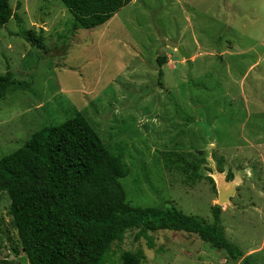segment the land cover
<instances>
[{
	"label": "rangeland",
	"instance_id": "rangeland-1",
	"mask_svg": "<svg viewBox=\"0 0 264 264\" xmlns=\"http://www.w3.org/2000/svg\"><path fill=\"white\" fill-rule=\"evenodd\" d=\"M9 5L0 75L31 91L14 88L0 102V159L80 113L122 157L120 184L131 206H174L211 224L218 190H233L220 219L240 259L193 234H150L149 249L129 231L106 264H120L126 251L141 252L144 264H264V0H130L94 30H72L59 0ZM22 32L41 35L44 48ZM167 152L182 155L201 180L166 169ZM9 205L0 193V261L28 264L13 251L19 241Z\"/></svg>",
	"mask_w": 264,
	"mask_h": 264
},
{
	"label": "trees",
	"instance_id": "trees-1",
	"mask_svg": "<svg viewBox=\"0 0 264 264\" xmlns=\"http://www.w3.org/2000/svg\"><path fill=\"white\" fill-rule=\"evenodd\" d=\"M9 1L0 0V29L14 18ZM59 1L72 16V30H94L130 3ZM21 36L33 48H44L41 35L22 32ZM14 88L31 91L10 74L0 75V102ZM161 160L166 169L180 171L187 181L201 180L182 155L167 152ZM126 175L122 157L111 154L80 113L35 132L20 148L0 159V193H6L10 200L9 215L19 241L13 251L20 250L28 264H106L111 245L121 242L127 232L135 231V239H144L152 249L150 234L172 231L196 235L232 260L242 257L238 246L224 236L219 206L211 208V224L174 206L133 207L125 202L120 184ZM119 262L144 264L145 258L141 252L126 251ZM0 264L12 263L3 259Z\"/></svg>",
	"mask_w": 264,
	"mask_h": 264
},
{
	"label": "water",
	"instance_id": "water-1",
	"mask_svg": "<svg viewBox=\"0 0 264 264\" xmlns=\"http://www.w3.org/2000/svg\"><path fill=\"white\" fill-rule=\"evenodd\" d=\"M171 44L173 47H175L177 49V51L180 53V55H182L185 59H188L190 57V54L185 52L180 46H177L174 43H168ZM233 195V190H223L220 189L218 190V195H217V202H218V206L223 205V203H227V199L229 197H232Z\"/></svg>",
	"mask_w": 264,
	"mask_h": 264
}]
</instances>
